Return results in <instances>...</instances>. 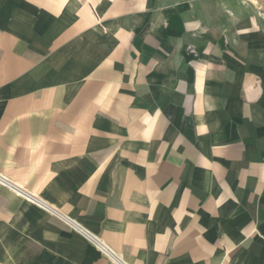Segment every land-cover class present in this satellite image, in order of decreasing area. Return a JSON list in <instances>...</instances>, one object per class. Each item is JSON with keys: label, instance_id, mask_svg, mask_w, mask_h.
<instances>
[{"label": "crops", "instance_id": "crops-1", "mask_svg": "<svg viewBox=\"0 0 264 264\" xmlns=\"http://www.w3.org/2000/svg\"><path fill=\"white\" fill-rule=\"evenodd\" d=\"M0 264H264V0H0Z\"/></svg>", "mask_w": 264, "mask_h": 264}]
</instances>
